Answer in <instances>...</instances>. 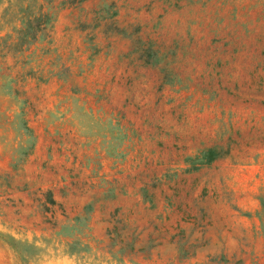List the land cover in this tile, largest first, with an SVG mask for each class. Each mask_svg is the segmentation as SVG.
<instances>
[{"label":"rangeland","instance_id":"374dc122","mask_svg":"<svg viewBox=\"0 0 264 264\" xmlns=\"http://www.w3.org/2000/svg\"><path fill=\"white\" fill-rule=\"evenodd\" d=\"M62 1L0 0V264H264V0Z\"/></svg>","mask_w":264,"mask_h":264},{"label":"trees","instance_id":"16d2710c","mask_svg":"<svg viewBox=\"0 0 264 264\" xmlns=\"http://www.w3.org/2000/svg\"><path fill=\"white\" fill-rule=\"evenodd\" d=\"M54 0H32V19H28L24 24L23 34L33 43L40 36L53 27L56 12L51 10ZM85 0H63V5H75ZM47 7V8H46Z\"/></svg>","mask_w":264,"mask_h":264},{"label":"crops","instance_id":"0c3cea01","mask_svg":"<svg viewBox=\"0 0 264 264\" xmlns=\"http://www.w3.org/2000/svg\"><path fill=\"white\" fill-rule=\"evenodd\" d=\"M54 28V27H53ZM52 33H53V30H52ZM53 35V34H52Z\"/></svg>","mask_w":264,"mask_h":264}]
</instances>
